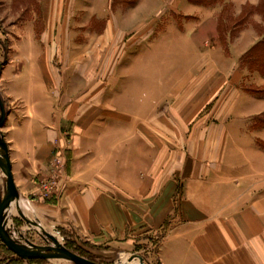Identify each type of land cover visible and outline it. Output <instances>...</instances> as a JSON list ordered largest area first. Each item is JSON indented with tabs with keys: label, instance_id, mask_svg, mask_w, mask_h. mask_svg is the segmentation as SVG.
Returning <instances> with one entry per match:
<instances>
[{
	"label": "crops",
	"instance_id": "0c3cea01",
	"mask_svg": "<svg viewBox=\"0 0 264 264\" xmlns=\"http://www.w3.org/2000/svg\"><path fill=\"white\" fill-rule=\"evenodd\" d=\"M39 3L40 40L31 31L21 68L0 69V137L16 189L4 221L106 253L158 235V264H264V0ZM106 33L124 40L112 68L72 103L71 80L89 79ZM71 121L56 193L43 196Z\"/></svg>",
	"mask_w": 264,
	"mask_h": 264
},
{
	"label": "rangeland",
	"instance_id": "374dc122",
	"mask_svg": "<svg viewBox=\"0 0 264 264\" xmlns=\"http://www.w3.org/2000/svg\"><path fill=\"white\" fill-rule=\"evenodd\" d=\"M40 0H0V69L11 61L14 63L9 72H15L21 66L15 62L16 57L21 51L23 56L26 58L29 52L28 44L31 38V33H34V39L36 41L40 40V35L42 34L43 25L45 23L44 16L40 12ZM32 31V32H31ZM58 39H63V33H58ZM107 37L104 40L103 47L98 45L93 49L96 53L95 59L88 63V69L86 73L90 75L89 79L85 81L72 79L71 80V91H72V103L74 99L78 96L79 91H83L84 87H93L97 80L94 79L96 71H110L112 68V62L115 61V57L118 54L119 47L124 43V40H119L113 33H106ZM46 35V34H45ZM45 35L43 40L46 39ZM62 36V37H61ZM105 36V35H104ZM82 35L79 34L75 36L77 42H82ZM21 41V42H20ZM20 45V47H19ZM20 50V51H19ZM66 50V49H65ZM64 50V51H65ZM59 56H62V49H59ZM72 53L78 58L77 62L74 63V68L77 73L83 74V53L81 48H73ZM57 55V54H56ZM58 56V57H59ZM55 57V56H51ZM57 58V57H55ZM141 59V58H138ZM19 68V69H20ZM135 68L138 71H143V64L141 60L135 64ZM18 69V70H19ZM24 72L27 71V65H23ZM92 74V75H91ZM87 75V76H88ZM28 77V78H27ZM26 81H35L31 75L27 76ZM80 82V85L79 83ZM85 83V84H84ZM91 85V86H90ZM79 86V87H78ZM81 87V88H80ZM83 97V96H82ZM1 99V96H0ZM4 101V100H3ZM62 118V115H60ZM74 119V117H72ZM2 125V124H1ZM0 125V127H1ZM73 122L71 121L70 126H66L65 129H59V136L65 137L62 147L55 145L54 149L50 152V157L48 159V170L52 171L51 164L54 159H62L60 150L65 151L66 148L70 147V138L73 130ZM63 160V159H62ZM64 161V160H63ZM64 166L66 164L64 163ZM65 168V167H64ZM60 173H55L56 178L59 177ZM4 184L3 176H0V199L4 195ZM10 218L5 220V228L7 233L12 236L15 241L22 245H27L28 243L34 244L36 246H54L50 240L44 239L40 236L39 231L36 229L35 225L32 223L31 226L22 223H13ZM45 230V229H44ZM47 233L51 234L56 239V245L62 249H67L70 252L90 260L97 264H158L156 258V250L158 247L159 236L154 235L150 237L146 243L135 246L131 252L128 253H106L105 249L84 243L80 240H69L64 239L62 234L54 230H45ZM0 264H72L66 259H37V260H21L5 250L3 244L0 242Z\"/></svg>",
	"mask_w": 264,
	"mask_h": 264
},
{
	"label": "water",
	"instance_id": "95a60500",
	"mask_svg": "<svg viewBox=\"0 0 264 264\" xmlns=\"http://www.w3.org/2000/svg\"><path fill=\"white\" fill-rule=\"evenodd\" d=\"M2 121L3 118L0 120V125L2 124ZM0 167L5 175V182H4L5 191H4V195L0 199V242L5 246V248L17 258L26 261L37 260V259H66L70 261L72 264H97L83 257H80L70 252L67 249L60 248L58 245L55 244L56 239L38 225L36 229L39 231L40 236L44 239V241H46L45 239L50 240L52 243H54V246L40 247L31 243H28L27 245H22L14 241L6 231L4 212L6 206H8L9 203L16 196V189L12 178L8 152L1 137H0Z\"/></svg>",
	"mask_w": 264,
	"mask_h": 264
},
{
	"label": "built area",
	"instance_id": "2783aa9c",
	"mask_svg": "<svg viewBox=\"0 0 264 264\" xmlns=\"http://www.w3.org/2000/svg\"><path fill=\"white\" fill-rule=\"evenodd\" d=\"M64 168V162L59 159H54L51 164L50 177H47L45 179H42L39 182V191L41 195H52L56 193L57 190V183L55 181V173H61L62 169Z\"/></svg>",
	"mask_w": 264,
	"mask_h": 264
},
{
	"label": "trees",
	"instance_id": "16d2710c",
	"mask_svg": "<svg viewBox=\"0 0 264 264\" xmlns=\"http://www.w3.org/2000/svg\"><path fill=\"white\" fill-rule=\"evenodd\" d=\"M190 2H192V3H196V4H204V5H212V4H214L215 2H216V0H189ZM257 62H252L251 64H250V66H253V65H257L256 64ZM258 66V65H257ZM3 247L5 248V246L3 245ZM5 250H7L6 248H5ZM8 251V250H7ZM9 252V251H8ZM11 253V252H10ZM12 254V253H11Z\"/></svg>",
	"mask_w": 264,
	"mask_h": 264
},
{
	"label": "bare ground",
	"instance_id": "6f19581e",
	"mask_svg": "<svg viewBox=\"0 0 264 264\" xmlns=\"http://www.w3.org/2000/svg\"><path fill=\"white\" fill-rule=\"evenodd\" d=\"M7 207V206H6ZM14 241H15V239L12 237V236H10Z\"/></svg>",
	"mask_w": 264,
	"mask_h": 264
}]
</instances>
